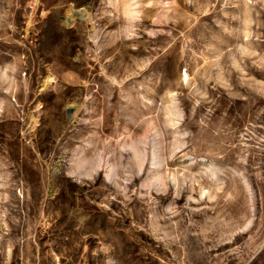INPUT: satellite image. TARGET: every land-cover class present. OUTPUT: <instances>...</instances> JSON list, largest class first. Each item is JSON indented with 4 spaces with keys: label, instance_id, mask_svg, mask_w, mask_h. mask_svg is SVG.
<instances>
[{
    "label": "rangeland",
    "instance_id": "rangeland-1",
    "mask_svg": "<svg viewBox=\"0 0 264 264\" xmlns=\"http://www.w3.org/2000/svg\"><path fill=\"white\" fill-rule=\"evenodd\" d=\"M0 264H264V0H0Z\"/></svg>",
    "mask_w": 264,
    "mask_h": 264
}]
</instances>
